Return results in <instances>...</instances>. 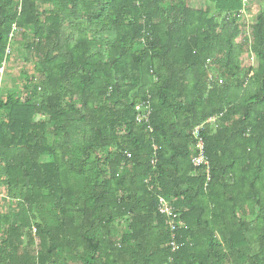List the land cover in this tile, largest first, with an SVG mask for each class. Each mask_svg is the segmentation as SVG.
<instances>
[{
  "label": "trees",
  "instance_id": "1",
  "mask_svg": "<svg viewBox=\"0 0 264 264\" xmlns=\"http://www.w3.org/2000/svg\"><path fill=\"white\" fill-rule=\"evenodd\" d=\"M188 1L0 0V69L20 37L38 82L0 92V264H264V0L244 45L243 0Z\"/></svg>",
  "mask_w": 264,
  "mask_h": 264
},
{
  "label": "rangeland",
  "instance_id": "2",
  "mask_svg": "<svg viewBox=\"0 0 264 264\" xmlns=\"http://www.w3.org/2000/svg\"><path fill=\"white\" fill-rule=\"evenodd\" d=\"M188 5L190 7H195L198 9H201L202 11H209V14L212 16L217 15V9L215 8V4L211 2L210 0H189ZM262 3L261 1L252 0L249 1L248 7L246 8L245 14L238 16L237 18V25L240 27V36L239 38V44L244 45V37H248L249 28L255 23V19L259 11L261 10ZM221 18L218 20L220 23ZM223 28V25L220 26L219 29ZM21 33V31H20ZM92 36V34H91ZM93 38V37H92ZM103 39H105L103 37ZM19 40V41H18ZM17 43H14L15 47H12V52L10 54L9 59L5 62L3 69V76H0V88L1 93L3 94L4 91L7 89L8 92L12 91L15 92V95H21L22 98H26L28 91L25 89L26 86L30 82H33L32 88L33 90H37L38 85L37 83H34V63H26L24 62L23 55H24V49H23V41H20V37L17 39ZM31 41V40H28ZM14 48V49H13ZM241 66L242 68H247V66H257V60L255 56L251 55L250 50L247 48L243 51L240 57ZM22 73L26 75L28 78L27 81H25V78L23 77ZM212 77L214 80H216L217 84L220 85L224 82V80L220 76V68L219 65H211V73H208V78ZM36 80V79H35ZM34 85V86H33ZM40 91V90H38ZM41 93H38V98H40ZM67 101V99H66ZM47 161H51V158L44 157L40 160L41 163H46ZM20 200H12L9 191L7 189V186L0 183V216L8 215L13 213L12 223L16 219V217L20 214ZM34 233V232H33ZM37 243V241H36Z\"/></svg>",
  "mask_w": 264,
  "mask_h": 264
},
{
  "label": "built area",
  "instance_id": "3",
  "mask_svg": "<svg viewBox=\"0 0 264 264\" xmlns=\"http://www.w3.org/2000/svg\"><path fill=\"white\" fill-rule=\"evenodd\" d=\"M248 0H243V9L240 12V15L245 14L246 8L248 7ZM9 53V51H7ZM5 64V63H4ZM3 64V66H4ZM2 66V67H3ZM3 76V69H0V76ZM209 80H213V78L210 76ZM136 111L138 113H141L142 111V106H137ZM152 115V110L146 102V113H143L142 115H138L137 120L142 121L144 118L146 119V123L149 122V119ZM216 123V118H210L206 122L194 127L191 132V138L193 140V158H192V165L200 169L204 176H206L207 182L211 180V166L210 162L206 156V143H205V132H206V127L210 124H215ZM128 157H130L128 155ZM158 211L162 215H166L167 219H169V226H170V232L172 234V243H171V248L172 252H177L179 250V246L177 245V242L175 241V231H176V226L174 224V219L173 214L169 208L168 202L163 199L159 198V206H158Z\"/></svg>",
  "mask_w": 264,
  "mask_h": 264
}]
</instances>
